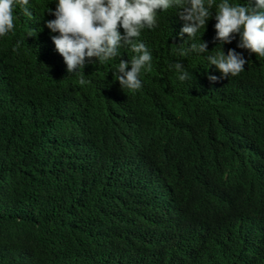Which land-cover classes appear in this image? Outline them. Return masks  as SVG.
<instances>
[{"label": "trees", "instance_id": "obj_1", "mask_svg": "<svg viewBox=\"0 0 264 264\" xmlns=\"http://www.w3.org/2000/svg\"><path fill=\"white\" fill-rule=\"evenodd\" d=\"M47 3L31 0L32 19L17 9L0 39V264H264V241L227 233L247 200L264 199V57L236 48L237 35L223 50L243 52L245 70L212 83L215 66L175 51L187 34L169 10L142 33L153 70L140 90L112 75L127 49L87 63L80 85ZM215 23L196 38L213 53Z\"/></svg>", "mask_w": 264, "mask_h": 264}, {"label": "clouds", "instance_id": "obj_2", "mask_svg": "<svg viewBox=\"0 0 264 264\" xmlns=\"http://www.w3.org/2000/svg\"><path fill=\"white\" fill-rule=\"evenodd\" d=\"M54 3V9L46 6L45 10L54 19L45 24L51 33H56L51 37L55 50L62 56L68 74L78 76L80 85L90 82L83 72L87 63L108 64L121 57V49H127L133 53L131 59L120 58L112 75L122 90H140L141 76L153 70V55L141 39L142 33L146 29L155 30L159 26L158 15L169 10H174L183 21L178 36L183 39L187 34L175 51L181 57L203 56L208 68L215 66L220 75L208 73L212 83L238 76L245 70L248 61L243 52L230 48L225 54L223 50V45L231 43L237 35L236 48L264 57V0H54ZM17 9L29 19L34 17L31 0H0V39L14 33L13 13ZM212 18L216 21L214 39L219 42L214 53L201 40ZM20 44L17 41L13 50L19 49ZM180 61L168 67L175 71L178 81L184 82L190 74ZM259 180L258 188L264 186V179ZM263 201L258 197L247 200L245 209L233 217V228L227 233H235L229 236L235 243L258 246L264 241Z\"/></svg>", "mask_w": 264, "mask_h": 264}]
</instances>
